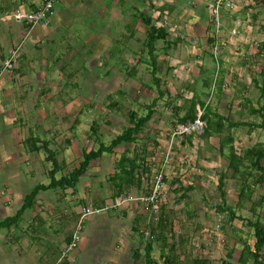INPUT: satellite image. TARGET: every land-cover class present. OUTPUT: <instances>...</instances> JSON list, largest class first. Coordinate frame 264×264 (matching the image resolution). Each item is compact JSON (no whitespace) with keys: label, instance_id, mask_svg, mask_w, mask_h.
Wrapping results in <instances>:
<instances>
[{"label":"crops","instance_id":"crops-1","mask_svg":"<svg viewBox=\"0 0 264 264\" xmlns=\"http://www.w3.org/2000/svg\"><path fill=\"white\" fill-rule=\"evenodd\" d=\"M43 1L0 0V65L8 56L10 50L20 44L16 68L11 74L3 73L0 77V179L3 183V187L0 188V222L9 220L17 215V211L22 209L26 195L31 191H29V188L31 187L32 189L38 184L34 182L40 180L39 184L45 186L49 184L50 170L53 165L51 161H46L44 155L46 148L56 153L55 156L59 163L54 175L56 179L72 171L70 170L67 173L63 165L61 166L60 164V161L62 163L66 162L69 156L74 160L76 159L71 151L76 153L80 150V154L77 156L79 165L83 152L93 149V147H82V140L79 139L78 133L83 130L84 123L89 127L88 123L96 119L97 105L91 98L82 99L76 97L73 93H70V89L67 87L75 89L82 82L85 85L84 91L89 93L91 91L93 95L99 89L103 91L107 87V81L102 76L93 78L91 68L94 66H98V68L104 66L103 75L110 76L111 84L115 78H118V71L114 67L115 61L111 63L106 61L119 55L120 52L114 51V44H116L114 41L120 43L122 40L120 34L123 35V32L116 29L117 32L112 28L97 30L93 26L87 30L82 24H79L80 17L91 16L92 13L95 14L96 11L92 7L97 2L102 8L100 15L103 18L105 16L104 13H106L109 18H120V20L124 21V30L129 35V39L126 42V46L129 49H139L140 45L143 47L144 38L142 41L139 38L141 22L140 19H137L136 22L135 20L140 12L146 13V8L144 7L146 3L151 5V15L154 19L158 18L159 21L163 22V25L168 29L171 50L174 49L173 52L160 55L162 57L161 60H165L169 66L174 67L172 69L173 74L165 75L161 78L155 77V82L156 79H159V84L160 81L163 82L164 80L168 82L173 80V83L175 79H179V81L191 79L192 81L208 71L207 68H203L204 70L202 69L200 72L197 71L194 74L191 72L194 68L193 65L196 63L205 66L204 54L199 55L201 53L199 49L205 50L209 48L208 28L210 22H213L208 8L210 0H56L59 4L58 8L54 9V3L52 14L46 24L27 28L10 17V13L19 6L35 9L41 6ZM104 1L108 3L104 4ZM225 7L221 9L220 25L222 26V31L220 34L221 39L218 41L221 50H223L222 61L220 60L221 70L230 66L228 71H231L233 77H237L238 81H242L243 76H246V72L242 71L245 69L241 67L242 65H249L256 61L258 65H261L257 70L261 73L263 60L260 47L264 41V0H261L259 5L258 0H232L231 6ZM232 27L234 34L230 33ZM249 29L251 38L247 39L245 34H243V30ZM125 39H127V36ZM191 49H193L192 53ZM182 51L185 52L184 55L181 53ZM224 51H228L230 54L235 52L233 55L225 56L223 55ZM256 51L260 56L254 59L252 54H255ZM123 55L127 57L128 53ZM196 55L198 56L196 57ZM135 56L139 57V55ZM208 64L206 63V66ZM158 65L156 60L155 72ZM222 73L220 72V76ZM223 83H221V88L225 90ZM232 91H235V88H231L230 92ZM189 92V95L185 94L183 96L188 98L195 97V91ZM159 94H162V92L160 91ZM214 100L216 99L212 98L211 104L214 106L211 107L208 105L210 99H207L206 102L200 98L196 99L192 103L194 104L193 113H186L184 120H190V116L195 115L196 108H201L202 106L205 109L206 107L209 115L217 114L226 118L223 121L222 130L218 133H212L208 137H203L202 140L199 137L189 135V144L187 140L182 143H176L172 160L165 169L166 178L169 181L173 180L174 183H176L174 177L183 181V178L189 175L190 177L186 178V182L191 190L206 188L209 185V181L211 182L212 180H215L218 187L219 175L216 173V168L219 167L220 162L218 159L214 160V158L216 156L220 158L229 150V145H225L221 153L219 145L232 139L233 142L231 144L237 149L236 144L238 141L236 136L239 124L235 122V119L229 118L221 110L216 109L217 104ZM152 104L148 109V111L152 110L151 117L137 134L136 142L125 143L131 144L133 147L136 145H141V147L147 145V149L150 151L147 154L148 156L145 157L144 168L146 171L149 168L152 170L160 168L168 150L170 132V127L163 128L161 124L154 122L153 118L157 113L154 112ZM233 107H235V104ZM129 112L136 113L135 110ZM146 114H139L138 117H143ZM81 116H84V118H80ZM128 126H130V122ZM85 137L88 138L87 136ZM94 139L98 141L96 136ZM64 142L66 147L63 145ZM100 142L104 143V140L102 139ZM150 144H154L157 147H150ZM200 146H202L201 149ZM35 147H39V149ZM116 147H114L112 152L115 151ZM112 152H104L97 159L101 160L107 156V153ZM125 152L129 156L132 155L128 149L123 151V153ZM115 154L117 155L118 153ZM136 156L139 157L138 154ZM194 158H196L195 164L190 162ZM25 160L28 167L21 168L20 162ZM95 160L90 162L89 168L84 174H98L99 163H94L93 161ZM196 161L198 162V169H196ZM184 163H186V167L182 168ZM169 168L170 172H167ZM187 168H189V171ZM190 173H196V179L193 176L191 177ZM47 174L49 182L44 179ZM145 178H148V173H146ZM27 184L28 186H26ZM59 187L40 190L35 200L26 210L21 211L20 215L12 220L10 219L9 223H5L4 226L0 227V264H46L45 262L51 258L54 262L55 258L65 249L76 227L77 219H79L78 214L81 210H76L75 201H71L70 198L68 200H45V197H49L48 194H50L52 189L55 190ZM90 188H93L91 184ZM72 189L71 191L74 192L75 190ZM76 194L73 198L76 197ZM220 194L221 198H224L221 191ZM114 198L110 199L104 206L97 207L102 208V211L99 212L100 214L98 213L99 215H97V219L104 217L107 219V223L100 224L99 227V224H92L90 228L87 226L88 228L86 227L84 231L81 229V239L78 246L70 251V254H67L61 264H72V260H76L80 264H105L109 258L114 260L116 254L119 260L116 259L117 262L115 264H123L124 257L127 259L125 261H128L127 252L133 255L137 254V248L130 245V242L132 243L131 234L127 235L131 230L133 232L134 230L136 231L135 226L132 225L134 222H137L140 227L142 225L138 223V215L134 216L132 213L133 210H131L132 207L130 206L133 202L119 207H112L111 204ZM42 210L47 212H42ZM110 210L114 213L115 210H122V214L128 216L130 223H133L125 227L124 223L126 222L124 220L118 218L113 220L114 216L110 215ZM95 215L89 216L88 219L90 220ZM29 217L35 221V225H37L36 222L40 223V221L44 224L47 218L60 219L58 224L52 225L54 237L41 236L37 241H34L29 240L28 235L23 237L24 243L18 244V242H22L21 239L14 240L11 237V235L14 236L15 226L13 223L17 224L15 222L20 221L29 224ZM172 218H175V214H168L169 223ZM3 227L7 229L5 230ZM42 227L45 230V226L42 225ZM99 228H105V232L109 236L103 238L102 236H84L85 232L93 231L96 233V230L93 229ZM162 228L163 226L161 225L159 230H162ZM44 230L43 232L45 233ZM56 234L63 237L57 239L55 237ZM198 238V236L192 238L193 245L190 248L197 243ZM219 238L223 240L222 236H219ZM241 242L242 246L238 250L239 255L243 248V242H246V240ZM254 242L255 237L248 241L252 249ZM145 245L143 248L144 264ZM181 245L182 243L179 246ZM185 250L187 251V249ZM262 252L264 253V246ZM176 253L181 262L183 258V256H180L181 250L178 251V248H176ZM229 253L231 255V251H227V257ZM130 258L131 256L129 260ZM131 260H134L133 257Z\"/></svg>","mask_w":264,"mask_h":264},{"label":"rangeland","instance_id":"rangeland-1","mask_svg":"<svg viewBox=\"0 0 264 264\" xmlns=\"http://www.w3.org/2000/svg\"><path fill=\"white\" fill-rule=\"evenodd\" d=\"M260 2L261 0H258V5ZM54 3V9L56 10L59 4L56 1H54ZM107 3L108 2L104 1V4ZM84 4H86V2H84ZM144 7L146 8V14H152V7L150 4L146 3ZM92 8L94 11H96L95 14L92 13L91 16L80 17V21L78 20L79 24H82V26L87 30H89L92 26L95 29L97 28V30H104L108 28H112L113 30L119 29L123 32V35L120 34V36H122L120 43L114 41V43H116L114 44V51L120 52L119 55H116L117 57L115 56L111 59H107L106 61L107 63L115 61L114 67L118 71V78H115V80L112 81V84L110 83V76L103 75L104 66L100 68H98V66H94L92 68L90 67L93 78L102 76L104 80L107 81V87H105L103 91L99 89V91L93 95V92L91 91L90 93L84 91L85 85L82 82L79 83L80 86L78 88L72 89L67 87L70 89V93H73L78 98L93 99L98 108V112L96 111L97 113H95L96 119L88 123L89 127L86 125V123H84L83 130H80L78 133V136L80 137L79 139L82 140L81 144L83 148L93 147L94 150L98 148V141H95L94 139L96 130L91 128L96 123L98 124L97 126H99L97 131L100 133L101 139L104 140L105 145H107L111 142L115 135L126 129L127 125L129 124V111L135 110L137 116H139V114L144 115L148 112L149 106L154 102L152 105L154 107V112L157 113L153 118L154 122L156 124H161L163 128L170 127V129H172L176 124L183 122V118L186 113H193L194 104L192 103L199 98L204 102H206L207 99H210L208 105L211 107L214 106L211 104L212 98L216 99L214 100V102L217 104L216 109L221 110L225 115H228L229 118L235 119V122L239 124V127H237L238 134L236 136L238 141L236 144L237 149H234L236 152L240 153V156L246 149L255 146L258 142L263 141L261 143L264 144V127H259V124H261V117L259 113L255 111L259 110L261 107L264 108V76H261L257 71L261 65H258L256 61L249 65H242L241 67L245 68L242 71L246 72V76H243L242 81H238L236 79L237 77L234 78L232 75L233 73L228 71L230 70V66H225L226 69L221 70L220 60L223 50H221V47L218 45V41L221 39V25L219 30L216 31V29H214L215 24L210 22L208 28L210 41L209 48L205 50L199 49V51H201L199 55L204 54L205 66L196 63L193 65V71H191L194 74V72H200L203 68H207V72L201 74L199 78H196L192 81L191 79L179 81V79L171 77L172 79H175L174 83L173 80L170 82L164 80L163 82L160 81L159 86H157L154 79L155 77L161 78L165 75L173 74L172 69L174 67L169 66L165 60H161L162 57H160L161 54L166 55L167 52L174 51V49L171 50L170 36L168 35L166 41L159 40L156 42L157 50L155 54L159 65L156 66L157 71L155 72V75H153L150 57L147 53V50L142 47V45H140L139 49H129L128 46H126L129 35L124 30V21L120 20V18H109L106 16V13H104L105 16L103 18L100 15L102 8H100L99 2H97ZM137 19L140 18L137 17L135 22ZM140 22L141 25L139 28V38L140 41H142L143 38H145L146 26L142 25L143 22L141 19ZM233 30L234 29L232 27L230 30L231 34L235 33ZM243 34H245L247 39L251 38L250 29L243 30ZM126 36L127 39H125ZM192 52L193 49H191V53ZM224 52L223 55L225 56L233 55L234 53L233 52L230 54L228 51ZM122 53H128V56L126 57ZM181 53L183 55L185 54L184 51ZM135 55H139V57ZM252 55H254V59L260 56L257 51ZM197 56L198 55H196V57ZM139 58L140 60L138 61ZM206 63L209 64L206 66ZM220 72H223L221 76ZM126 79L129 80V86L128 80ZM223 80L225 81L224 83ZM221 83H223L222 85L226 84L225 90H222ZM231 88H235V91L230 92ZM160 91L162 94H159ZM189 91H195V97L188 98L183 96L185 94L189 95ZM234 104L235 107H233ZM195 111H197V108ZM80 118H84V116H81ZM192 136L199 137L201 140L203 139V134H196ZM188 137H186L184 140H187V143L189 144ZM63 145L66 147L65 142ZM149 146L154 148L157 147L154 144H150ZM201 148L202 146H200V149ZM125 149L130 150L132 153V155H130L131 157H134L138 154V159L140 160L139 163H142L143 165L145 164V157L148 156L147 154L150 151L147 149V145H143L142 147L141 145H136L133 147L131 144L123 143L117 146L114 152L107 153V156H105L103 159H97L93 161L94 163H99L97 169L98 174H84V176H81L76 187L73 189H60V187L55 190L52 189L50 194H48L49 197H45V200H68V198H70L71 201H75L74 205L77 207L76 210H82L88 205H92L94 207L104 206L110 199L123 192H130L135 196L146 195L149 192L152 184V176L155 174V172H158V168H154L155 170L149 168L150 171L149 169L146 171L144 168L143 170L145 173H148V178H145L143 183H141V185L138 187L134 186L128 188L121 183L120 186L118 185L120 189L114 186V181L111 179V177L113 176L115 170L118 169L117 160ZM71 153L73 157L76 158L75 160L69 156L66 159V162L62 163L60 161L61 166L63 165L67 173L78 166L77 156L80 154V150H78L76 153L71 151ZM115 153H118L119 156ZM228 153L229 150L226 151L224 155L220 156V158L217 156L214 158V160L218 159L220 162L219 167L216 168L217 175H221L223 173L226 175L224 181V198H221L220 190L217 187L215 180H212L211 182L209 181L208 187L204 186L206 188L191 190L186 182V178L190 177L189 175L186 176V178H183V181L174 177L176 182L174 183L173 180L169 181L168 178H166L165 173L163 178L164 190L162 192L161 198L158 201L159 207L156 213L152 211L153 209L150 204L136 200L132 201L133 204L130 206L132 207L131 210H133L132 213L134 216L138 215V223L140 225L142 224L141 227L138 226L137 222L130 223L128 216L122 214V210H115V213L110 210V215L114 216L113 220L117 218L124 220V222H126L124 223L125 227L130 226L133 223L132 225H134L136 229L134 232L131 230L129 233H127V235L131 234L132 243L130 242V245H132L131 247L137 248V254L135 253L136 255H133L132 253L127 252L128 261H125L127 259L124 257L122 261L123 264H144L143 248L145 243L148 241H151L153 245L151 253L152 257L159 264H161L162 259L160 258V253L163 242L162 239H158V236H164L166 240L165 242L168 245L173 243L175 246L177 245L176 248H178V251L181 250L182 252L180 254L181 257L183 256L181 259L182 264H196L194 263L195 260L205 261L206 264H221L223 260H226L228 264H242L238 261V250L242 246L241 241L246 240L248 243V241L254 237L253 228L250 227L247 222L259 220L264 224V181L261 182L260 180H257V183H254V181L258 178L257 171L253 169H244L243 166L240 167L241 171H245V174L250 172V176L245 175L240 177V175H237V177H231V170L228 168ZM44 155L46 157L47 152L44 151ZM195 160L196 158L190 162H194L195 164ZM46 161L49 160L46 158ZM244 163L248 162L244 161ZM20 165L21 168L28 167L26 160L20 162ZM185 167L186 163L183 164L182 168ZM196 167V169H198L197 161ZM113 170L114 172H112ZM187 170L189 171V168H187ZM168 171L170 172V168L167 169V172ZM192 176L194 179L197 177L196 173L191 174V177ZM44 179H47L45 181L49 182L48 174L44 177ZM245 180L250 185L251 195L248 198L241 199L239 197V192L241 187L244 186ZM39 181L40 180H37L34 183H39ZM90 184L93 187L92 189L90 188ZM2 185L3 183L0 179V188L3 187ZM26 186H28V184ZM71 189L75 191L73 192ZM30 190L31 187L29 188V191ZM75 193H77L76 197L73 198ZM203 204L205 208H203ZM226 206L233 208L237 216L236 219L231 220L229 218V214L225 210ZM42 212L47 211L42 210ZM171 213L175 214V218H172L169 223L167 218L168 214ZM99 214H96L93 216V218H90V220L88 218L82 220V230H86L87 226L90 228L92 224H99V227L100 224L107 223V219L104 217V219H97V215ZM79 217L80 213L78 214V218ZM160 219L164 220V223L162 224V230H159ZM59 220L60 219L47 218V221L44 222V224L40 221V223L36 222L37 225H35V221L30 217L29 224L20 221H14L17 224L13 223L15 229L13 234L14 236L11 235V237L14 240L21 239L22 242H18V244L24 243L23 237H27L28 235L29 240L34 241H37L41 236L54 237L52 225L58 224ZM42 225L45 226V230L43 229ZM6 227L3 228L6 230ZM100 228L93 229L96 230V233L93 231H88V233L85 232L84 236H102V238L109 236L106 234L105 228ZM196 236L199 237L197 239V243L194 244L192 248H190L193 245L192 238ZM219 236H222L223 240L220 239ZM55 237L58 239L62 238L63 236L56 234ZM181 243L182 245L179 246ZM185 249H187V251ZM227 251H231L230 258H228L226 255ZM130 256L131 258L133 257L134 260H131V258L129 260ZM59 257L60 255L55 258L54 262L51 258L45 263L54 264L55 261L59 259ZM116 259L119 260L117 258V254L115 255L114 260L113 258H109L106 260L105 264H115V262H117ZM63 261L64 260H62V262ZM71 262L72 264H80L76 260H72ZM246 264L255 263L252 260H249Z\"/></svg>","mask_w":264,"mask_h":264},{"label":"trees","instance_id":"trees-1","mask_svg":"<svg viewBox=\"0 0 264 264\" xmlns=\"http://www.w3.org/2000/svg\"><path fill=\"white\" fill-rule=\"evenodd\" d=\"M140 17L144 25L146 26V34L143 42V47L147 50V53L150 57V64L152 66V74L155 75V62H156V42L159 40L166 41L169 32L168 29H166L165 25H163V22L159 21L158 18L154 19L151 14H146L140 12L136 16ZM161 22V23H160ZM215 29V28H214ZM261 55H262V68H261V76H264V41L261 43L260 47ZM157 84H159V79H156ZM207 105V104H205ZM203 109V107L201 106ZM263 107H261L259 110H255L257 113L260 114L262 122L259 124V127H264V111ZM152 110H149L148 113L143 117H138L135 112H129V122L130 126L126 127L125 130H123L120 134L116 135L109 144L105 145L103 142H100L101 135L97 131L98 124H94L93 127H91L95 131V136L98 139V148L97 149H91L89 151H84L82 154V160L80 161L79 165L74 168L70 173L61 176L60 178L56 179L54 177L57 166L59 165L57 159H56V153L52 150H49L48 148L45 149L47 152L46 158L51 161L53 168L50 170V182L47 186L43 184H36L31 191L26 195L24 199V204L22 206V209L17 211V215H20V212L23 210H26L31 203L35 200V197L39 193L40 190H45L47 188H53L56 186H60L62 188H75L77 183L79 182L80 178L89 168L90 162L92 160H95L104 152H112L114 147L121 145L122 143H135L137 139V134L142 130L144 124L149 120L151 117ZM196 115V113H195ZM195 115L190 116V120L194 119ZM202 119L205 120V129L203 134V137H208L212 133H218L222 130L223 121H225L226 118L223 116L213 114L209 115L208 111L203 109ZM183 121L184 120L183 118ZM254 125V124H253ZM256 125V124H255ZM188 137V136H186ZM185 137V138H186ZM184 138V139H185ZM233 140H229L225 143H221L219 145V151L222 153L223 149L225 148V145H229V153H228V168L231 170V177H237V175H240V177H243L245 175L250 176V172H247L245 174V171H241L240 167H244V169H253L257 171L258 178L254 181V183H257V180H260L261 182L264 181V148L263 143L258 142L255 146H252L248 149H246L243 154L240 156V153L236 152L233 145L231 144ZM36 149H39V147H35ZM138 156L131 157L127 155V153H122L119 159L117 160V170L113 173V176L111 179L114 181V184L116 187L118 185L124 184L126 187H138L143 183L145 180L146 173L143 170L144 165L142 163H139ZM244 161H247L248 163H244ZM143 162V161H142ZM226 175L223 173L219 175L218 178V188L222 193V196H225L224 191V181H225ZM120 189V187H118ZM121 191V190H120ZM251 195V188L250 185L245 180V184L243 187H241V190L239 192V197L241 199L248 198ZM116 197V196H115ZM225 210L229 214V218L231 220L237 218L234 210L226 206ZM223 211V209H222ZM16 216H13V218H10L11 220L16 218ZM9 220H5L0 222V227L4 226L5 223H9ZM164 223V220H159V226H161ZM250 227L253 228L254 231V237L255 242L253 245V249L250 247V245L247 242H243V248L240 252V255L238 257V261L242 264H246L249 260H252L255 264H264V253L263 246H264V224L260 222L259 220H256L254 222L248 221L247 222ZM9 226V225H8ZM154 231V230H153ZM162 232V231H160ZM158 239H162L163 246L161 248L160 258L162 259L161 264H181L179 257L176 253V246L175 244L168 245L165 241L164 236H158ZM145 264H159L154 258L151 257V251H152V242L148 241L145 245ZM230 257V253L228 254V258ZM197 264H206L205 261H197ZM221 264H228L226 260H223Z\"/></svg>","mask_w":264,"mask_h":264},{"label":"built area","instance_id":"built-area-1","mask_svg":"<svg viewBox=\"0 0 264 264\" xmlns=\"http://www.w3.org/2000/svg\"><path fill=\"white\" fill-rule=\"evenodd\" d=\"M54 1L56 0H44L41 6L35 9L19 6L10 13V17L15 22L21 23L27 28H31L39 24H46L49 20V15L53 11ZM231 4L232 0H210L208 4L209 14L213 20V23L215 24L216 31H218L220 28L221 9L225 6L230 7ZM19 51L20 44L10 50L8 56H6L0 65V77L3 73L11 74L14 71L18 63ZM223 87L225 88L226 84H224ZM202 114L203 109L198 107L194 119L180 122L170 129L168 150L165 153L158 172H155V174L152 176V184L149 192L143 196H135L130 192H123L113 199L111 204L112 207H119L136 200L150 204L153 209L152 211L154 213L157 212L159 207L158 201L161 198L162 192L164 190L163 178L165 169L169 166V163L172 160L175 147L174 145L176 143H182L186 136L202 134L204 132L205 122L202 119ZM100 211H102V208H97L92 205H88L81 210L80 217L74 231L72 232L71 239L66 245L65 249L61 252L59 259L56 260L54 264H61L62 260L66 258L67 254L78 246V243L81 239L80 232L82 229V220L87 219L89 216L94 214H98Z\"/></svg>","mask_w":264,"mask_h":264}]
</instances>
